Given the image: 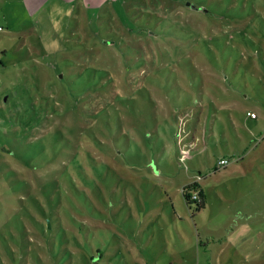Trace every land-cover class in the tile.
Masks as SVG:
<instances>
[{
  "label": "rangeland",
  "instance_id": "obj_1",
  "mask_svg": "<svg viewBox=\"0 0 264 264\" xmlns=\"http://www.w3.org/2000/svg\"><path fill=\"white\" fill-rule=\"evenodd\" d=\"M24 2L26 18L1 20L0 178L42 194L61 179L72 196L51 174L76 158V210L49 213L39 196L45 216L27 208L43 230L25 218L20 237L4 223L24 185L1 192L0 264L4 238L40 243L47 264H264V0ZM32 96L42 108L28 113ZM21 109L31 122L12 136L2 115ZM194 182L201 212L183 195Z\"/></svg>",
  "mask_w": 264,
  "mask_h": 264
},
{
  "label": "trees",
  "instance_id": "obj_2",
  "mask_svg": "<svg viewBox=\"0 0 264 264\" xmlns=\"http://www.w3.org/2000/svg\"><path fill=\"white\" fill-rule=\"evenodd\" d=\"M180 1L181 2L183 1V3H184L186 0H180ZM197 7H199V6H197ZM201 7H205V6L202 4ZM187 12L198 13V14L203 15L204 18H208L209 26H214L218 22V20L215 17V13L213 11L212 12L209 11L208 13H205L204 11L193 10L191 8V6H189V8L187 7ZM194 13H191V14H194ZM183 16L187 19L189 18L186 15H183ZM190 35H193L196 37L201 36L200 38H202L201 32H196V31L191 32ZM104 44L106 45V47L107 46L109 47L112 45V44L108 43V40H106ZM68 82H69V80H68ZM36 97L37 96H32L31 102L27 104V112L28 113L29 112L33 113V111L30 109L29 105L34 106L33 107L34 111L38 110L39 108H42L39 106V98L36 99ZM5 103H6L5 107H1V110L3 111V113H7V109L10 108L9 100H6ZM194 107L195 106L192 105V106H189L183 110H178L172 116L176 117V115L178 113L185 112L186 110L192 109ZM199 107H201V106H199ZM46 109H48V108H46ZM46 109H44L45 112H47ZM10 112H12V111H10ZM22 112H23V110L21 109L14 116L11 115V113L9 116H6L5 114L2 115V119H4L3 121L6 122V125H5L6 127H4V128H9V126H10V129L14 130L12 132L13 133L12 136L15 135L17 128L19 129V127L28 126V125H25V123L31 122L28 119V117H23ZM251 114L252 113H249L248 116L253 118ZM31 116H30V118L34 121V123H36L32 129L41 127L42 124L45 122V121H43L44 117L43 118H37V117H31ZM256 117H257V115H256ZM14 118H17L18 120H15ZM209 119H210V110L207 111V122L209 121ZM253 119H256V118H253ZM21 130L23 131L24 128H22ZM4 132L7 136L11 135L8 129H4ZM204 138H205V143H206L208 141L207 130H205ZM178 149H181V147L179 146ZM183 149L186 151L190 150V143L188 142L185 145V147L183 146ZM63 150L66 151L64 148H63ZM5 152L10 153L9 151H5ZM68 152H70V151L64 152L63 154H68ZM64 170H65V172H64ZM61 171H63L62 175H63L67 185L69 186V188L72 192V196L69 195L68 189H67V191L65 190V187H64L65 185L61 184V179H49V180H47V182L49 181V183H48L49 186L46 188V190L42 194V193H39V192H41V190H40V188H38V186L36 187L37 191L35 192L34 188L30 185V183L27 182L26 180H23L21 177H18L16 180L12 178V180L9 183L0 178V183H3V185L0 187V194H1V192H3V193H10L11 195L14 196L16 188L19 185V183L24 185V188L22 190L24 193L22 195L19 194V198H12V200L17 201L19 203V205H18L17 209H15V211L12 213L14 215L11 214V216L14 217L15 224L12 223L11 220L8 223H4L5 226H8V233L12 234V232L14 231L16 233V235H19L20 237L21 236L26 237L27 231L23 225L24 223H26L25 218L29 219L32 223H34V225L37 224L36 227L43 230V224L40 221H38L37 219H35L34 216L32 215V212L27 208V203L29 201H32V204L34 205L35 209L38 212H40V214L44 217L46 210L44 209L45 207L43 206L42 200L40 199L39 196L44 197L46 204H47V207H48L47 211L49 213H52V214L55 213L56 215H59L61 210H66L67 208H65V200H68L71 203V205L73 206V208L76 210V201L73 200V197L76 199V158H74V160H71L70 164L65 165V168H61L57 171H54L51 174V177L54 176L56 173L61 172ZM12 173L16 175V172L14 170H12ZM10 174H11V171H10ZM50 184H52V186H50ZM53 185H56L58 190H55L56 187H53ZM25 191H26V196H25ZM27 195H28V197H27ZM183 195H184V198H185L187 205L190 207L191 210H194L195 212H201L203 209H205V207H206L205 199H204L205 193H204L203 188L200 186V184L198 182H194V183H191L189 185H186L183 188ZM23 201H26V203ZM22 204H23V207H22ZM3 211L6 212L5 209ZM67 213H68L69 217L72 219V223L75 226L74 228H76V219L73 218L72 211L67 210ZM50 219L51 218H49V220ZM11 223L13 224V227L10 226ZM49 227H50V225L48 226V228ZM63 232H65V231L63 230ZM71 234L74 236L75 232L71 231ZM66 236H67V239H69V237H68L69 235L67 233H66ZM5 239L6 238L2 239L3 243H4V244H2L3 249H4L3 252L7 255V257L10 259L12 264H30L31 257L34 258V261L36 264H47L46 261L42 260L43 253H41V252H45V250L42 247H40V243H37V242L34 243V242H31L30 240L25 241L23 239V244H22L19 240H16L15 242L19 246L15 247L13 244L7 243V240H5ZM17 250H19L18 253H17ZM47 252L49 253V251H47ZM1 253H2V251L0 250V259L3 260V256L1 255ZM49 258H50V255H49Z\"/></svg>",
  "mask_w": 264,
  "mask_h": 264
},
{
  "label": "crops",
  "instance_id": "obj_3",
  "mask_svg": "<svg viewBox=\"0 0 264 264\" xmlns=\"http://www.w3.org/2000/svg\"><path fill=\"white\" fill-rule=\"evenodd\" d=\"M24 1L23 0H0V30L2 28L6 29L5 26L1 25L2 18H5V20H7V18H23V17L26 18L27 17V9H31V5H28ZM29 16H32V14L29 13ZM222 158H229V157L223 156L221 157V159Z\"/></svg>",
  "mask_w": 264,
  "mask_h": 264
},
{
  "label": "built area",
  "instance_id": "obj_4",
  "mask_svg": "<svg viewBox=\"0 0 264 264\" xmlns=\"http://www.w3.org/2000/svg\"><path fill=\"white\" fill-rule=\"evenodd\" d=\"M253 118H256V114L252 113L251 114ZM230 164V159L229 158H222L218 162V166L220 168H225Z\"/></svg>",
  "mask_w": 264,
  "mask_h": 264
},
{
  "label": "water",
  "instance_id": "obj_5",
  "mask_svg": "<svg viewBox=\"0 0 264 264\" xmlns=\"http://www.w3.org/2000/svg\"><path fill=\"white\" fill-rule=\"evenodd\" d=\"M188 5L191 6V8H192L193 10L204 11L205 13H208V12H209L206 8H205V9H203V8H199V7L195 6V5H190V3H189Z\"/></svg>",
  "mask_w": 264,
  "mask_h": 264
}]
</instances>
